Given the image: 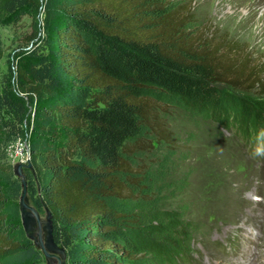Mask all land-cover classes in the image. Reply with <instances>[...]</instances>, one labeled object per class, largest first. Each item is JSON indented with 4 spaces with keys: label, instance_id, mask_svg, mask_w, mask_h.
<instances>
[{
    "label": "trees",
    "instance_id": "1",
    "mask_svg": "<svg viewBox=\"0 0 264 264\" xmlns=\"http://www.w3.org/2000/svg\"><path fill=\"white\" fill-rule=\"evenodd\" d=\"M185 9L148 15L141 0H0V27L24 16L34 24L0 82V264H44L22 223L23 183L9 160L17 142L30 150L32 167L23 169L30 203L40 214L50 212L66 264L132 260L119 223L127 204L147 199L151 187L149 168L134 163L153 149L141 135L172 142L149 94L253 131L248 154L257 157L264 64L235 42L189 38ZM182 257L176 264H195Z\"/></svg>",
    "mask_w": 264,
    "mask_h": 264
},
{
    "label": "rangeland",
    "instance_id": "2",
    "mask_svg": "<svg viewBox=\"0 0 264 264\" xmlns=\"http://www.w3.org/2000/svg\"><path fill=\"white\" fill-rule=\"evenodd\" d=\"M141 1L148 15H157L160 8L167 13L186 7L189 38L202 34L225 46L235 42L252 60L264 64V0ZM33 32L28 16L0 27V82ZM219 87L236 97L244 95L223 84ZM149 95L160 107L172 142L160 144L151 133L141 135L153 149L136 155L134 163L149 168L151 187L147 199H133L122 212L127 217L119 224L132 258L127 264H176L184 254L195 264H264V155L248 154L251 143L246 139L253 131L245 134L235 123L225 126L212 112L190 109L174 97ZM227 108L232 112L236 106L229 102ZM258 142L264 149V140ZM9 160L14 167L27 165L28 144H13ZM40 215L45 223L46 214ZM43 261L66 264L59 254L43 253Z\"/></svg>",
    "mask_w": 264,
    "mask_h": 264
},
{
    "label": "water",
    "instance_id": "3",
    "mask_svg": "<svg viewBox=\"0 0 264 264\" xmlns=\"http://www.w3.org/2000/svg\"><path fill=\"white\" fill-rule=\"evenodd\" d=\"M31 163L27 165L19 164L15 169V175L22 180L23 183V194L20 199L21 215L23 227L30 239L35 243L36 247H40L42 253L49 256L57 257V254L64 255L65 252L60 249L53 240V226H52V216L49 211L46 212V222L43 223L41 220L40 213L31 205H29L28 195L26 190V182L24 179L23 169L31 168ZM37 224V233H34V227ZM43 232L45 236L43 237Z\"/></svg>",
    "mask_w": 264,
    "mask_h": 264
},
{
    "label": "clouds",
    "instance_id": "4",
    "mask_svg": "<svg viewBox=\"0 0 264 264\" xmlns=\"http://www.w3.org/2000/svg\"><path fill=\"white\" fill-rule=\"evenodd\" d=\"M256 155H264V149H257L256 150V153H255Z\"/></svg>",
    "mask_w": 264,
    "mask_h": 264
},
{
    "label": "bare ground",
    "instance_id": "5",
    "mask_svg": "<svg viewBox=\"0 0 264 264\" xmlns=\"http://www.w3.org/2000/svg\"><path fill=\"white\" fill-rule=\"evenodd\" d=\"M44 233V232H43Z\"/></svg>",
    "mask_w": 264,
    "mask_h": 264
}]
</instances>
